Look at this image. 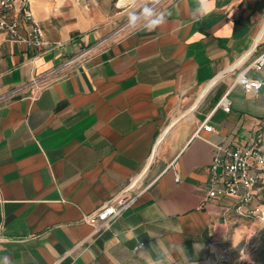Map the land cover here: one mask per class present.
Instances as JSON below:
<instances>
[{"label": "crops", "instance_id": "0c3cea01", "mask_svg": "<svg viewBox=\"0 0 264 264\" xmlns=\"http://www.w3.org/2000/svg\"><path fill=\"white\" fill-rule=\"evenodd\" d=\"M114 4L31 0L55 48L0 34V95L51 72L34 99L0 105V260L185 264L181 248L190 264L255 256L263 224L235 212L239 198L203 202L214 146L264 131V89L248 93L237 79H264L251 67L264 51V0H208L199 19L197 0H171L162 26L118 33ZM227 91L229 111L218 106ZM206 120L213 129L196 135ZM130 185L146 189L108 227L83 221Z\"/></svg>", "mask_w": 264, "mask_h": 264}, {"label": "built area", "instance_id": "2783aa9c", "mask_svg": "<svg viewBox=\"0 0 264 264\" xmlns=\"http://www.w3.org/2000/svg\"><path fill=\"white\" fill-rule=\"evenodd\" d=\"M125 27L119 28L116 32L123 31ZM0 34H5L10 41L26 43L34 50L55 48L61 45V43H51L46 38L44 28L32 11L31 0H0ZM103 42L105 40L65 60L54 72H64L88 60ZM251 67L258 71L264 69V51L253 60ZM48 74L33 76L26 83L1 94L0 105L9 103L24 93H28L26 98L34 99L41 89L47 86ZM237 79L248 93L257 90L256 81H264V79L249 76L245 71L240 72ZM261 89H264V86L258 90ZM229 92L227 91L218 103V106H223L227 111L231 109ZM212 129V125L206 120L200 125L196 135H199L201 130L211 131ZM132 188L133 185H130L121 195L110 199L99 209L84 215L83 221L90 224L96 232L108 227L114 219L129 209L146 189L145 187L136 193H131ZM225 196L239 198V203L234 207L236 213L264 223L263 130L260 129L255 138L245 146L236 148L224 144L214 146L209 189L203 205ZM141 245L142 243L136 249ZM63 260V258L58 259L52 264H63Z\"/></svg>", "mask_w": 264, "mask_h": 264}, {"label": "clouds", "instance_id": "9594fccd", "mask_svg": "<svg viewBox=\"0 0 264 264\" xmlns=\"http://www.w3.org/2000/svg\"><path fill=\"white\" fill-rule=\"evenodd\" d=\"M160 4L161 0H125V5L129 7L127 27L137 28L139 26L144 30L153 31L165 24L170 13L158 11ZM207 5L208 0H197V7L193 13L194 17L199 19L206 15L209 11ZM262 86H264V81L255 82L257 90ZM180 251L184 256L185 264H190L191 259H189L185 249L181 248ZM0 264H10V261L7 257H4L0 260ZM153 264H165V262L164 260H156L153 261Z\"/></svg>", "mask_w": 264, "mask_h": 264}, {"label": "rangeland", "instance_id": "374dc122", "mask_svg": "<svg viewBox=\"0 0 264 264\" xmlns=\"http://www.w3.org/2000/svg\"><path fill=\"white\" fill-rule=\"evenodd\" d=\"M113 1L115 4H114V9L112 10V15L116 17L115 19H116L117 28L126 26L125 29L126 28L129 29V27H127V14L129 11V7L125 5V0H113ZM170 1L171 0H161V4L157 10L160 11L162 7ZM241 256H244L241 260L239 257H235V258L227 257L226 260H223L220 263L222 264H250V263H253L257 259V255L252 256V252L250 249L248 250V253L242 254Z\"/></svg>", "mask_w": 264, "mask_h": 264}, {"label": "trees", "instance_id": "16d2710c", "mask_svg": "<svg viewBox=\"0 0 264 264\" xmlns=\"http://www.w3.org/2000/svg\"><path fill=\"white\" fill-rule=\"evenodd\" d=\"M263 227L258 232L259 245L254 250V254L257 255V259L250 264H264V223Z\"/></svg>", "mask_w": 264, "mask_h": 264}]
</instances>
